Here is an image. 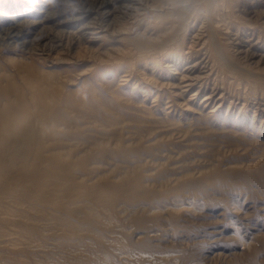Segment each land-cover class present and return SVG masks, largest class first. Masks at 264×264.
Segmentation results:
<instances>
[{
  "label": "rangeland",
  "instance_id": "374dc122",
  "mask_svg": "<svg viewBox=\"0 0 264 264\" xmlns=\"http://www.w3.org/2000/svg\"><path fill=\"white\" fill-rule=\"evenodd\" d=\"M7 1L13 5L15 0ZM63 1L56 0L54 3ZM99 1L101 0H93ZM202 1L185 0L178 8L172 7V10L176 9L177 12L174 13V18H168V21L155 13L170 11V6L162 3L160 7L159 0H141L142 11L138 9L139 12L132 15L116 11V16L108 20H93L94 27L99 25L97 31L100 36L95 40L87 39L90 35L82 30L78 33L77 26H52L53 22L50 21L46 26H37L28 45L13 48L0 41L5 46L0 44L1 90L10 91L15 96L20 94L25 98V107L16 108L19 110L18 115H23V118L19 116V126L22 128L25 123H29L38 132H43L41 135L50 133L51 128L40 121V111L32 98L37 93H50L52 101L48 107L54 105L52 109L60 108L63 111L55 115V120L63 122L58 123V132L55 130L57 136L37 134L32 136L29 146L35 149L41 144L42 152L47 156L53 152L66 153L64 158L69 156L74 161L80 158L81 162L85 160V166L83 163V167H76V172L72 174L76 176L78 184L85 183V180L104 184L117 180L121 172L125 173L124 170L130 171L134 168L139 169L143 175L141 186L148 184L147 188H152L151 190L157 187V191L166 189L172 186L173 181L178 184L179 180L188 178L180 188L183 199L180 197L181 201L178 203H186L183 208L179 206L180 210L175 208L177 201L171 194L168 198V195L162 196L159 202L155 203L148 200H139L136 203L134 199H122L113 202L111 205L114 207L107 209L100 205L99 200L90 198L86 186L82 187V194L80 197H73V204H77L75 207L79 209L83 208V218L77 212L58 211L59 218L68 217L73 226H81L82 229L70 230L63 225H53L54 233L45 230L43 237L46 242L42 241L35 246L33 256L26 254V259L33 261L32 264H264V187L258 183L248 188L237 180L233 184L224 176L229 169L249 168L254 163L259 164L264 158V121L260 117L264 107L261 102L264 101V0H209L208 4H202ZM2 3L3 0H0L1 8L6 5ZM150 5H158L160 8L152 9ZM20 14L24 17L23 13ZM118 27H124L122 33L115 31ZM142 31H146L144 36L151 40L169 32L171 42L168 47L174 49L173 52L168 49L171 55L167 54L168 47L155 48V52L152 51L153 56L150 53L143 54V51L136 50L137 48L131 45V51H135L130 52L131 58L129 54L122 56L127 44L130 45L135 38L140 39ZM125 34L129 36L125 37ZM211 34L215 35V44L211 41ZM101 36H104L105 40ZM157 41L148 42L152 45ZM190 42H194L192 47L188 46ZM199 47L201 49L196 51ZM207 49L212 52V56ZM196 53L200 58L204 53L208 56L210 54L214 59L213 63L210 65L212 61L208 62L207 66L202 67ZM141 55H145V58H140ZM119 56L125 62H121ZM184 57L189 59L190 63L198 61V70L193 74L184 69L187 65ZM129 63H132L131 69ZM200 66L205 69L203 72H199ZM185 71L188 77L197 73L200 79L197 78L193 87L184 95L173 98L174 92L171 93V90L179 89L180 73ZM204 73L205 76H202ZM44 75H49L52 79L54 92L52 87H45L50 83L39 86L42 80L37 78L44 79ZM27 77L28 79L24 80ZM25 81L33 83L34 88ZM201 81L206 82L209 87L215 84L219 94L223 93L215 102L216 106L213 103L205 105L202 95L196 96L195 92ZM44 84L46 85L43 86ZM36 86H39V89H35ZM246 91L252 95L245 94ZM54 93H57L56 96ZM116 95L120 97L122 104L114 101ZM66 97L70 100L65 99ZM171 99L172 101L168 102ZM256 101L258 103H254ZM3 105L6 106V101L0 103V107ZM54 125L56 126L55 123ZM62 135L70 137L65 139ZM16 138L15 135L11 137ZM45 148L47 150L44 151ZM35 180L32 179L33 183ZM59 196L63 199L66 196L69 198L65 191H60ZM89 208L98 214V217L86 224L84 214ZM172 210L174 216H171ZM141 211L147 213L148 221L155 220L156 223L146 221L138 225L133 222V216ZM236 225H243L240 227L243 231ZM88 227L93 228L95 232L89 231ZM153 228L154 231L151 230ZM235 228L241 230L240 232L238 229L241 235L244 233L242 236L245 240L234 237ZM156 229H159L158 235ZM48 232L52 234V238ZM64 234L69 237H64ZM127 236L133 246L127 247L128 249L119 247V242L127 240ZM64 238H69L71 244L61 246L60 241ZM138 238H146L155 243V248H150L152 252L146 250V247H142L143 251L140 250L141 247L136 248L134 240ZM0 239H5V236H0ZM0 248L3 249V246ZM5 248L0 252V264H5L7 260H3ZM19 250L23 253L26 249ZM144 251L149 253L145 254ZM186 254L189 255L185 256Z\"/></svg>",
  "mask_w": 264,
  "mask_h": 264
},
{
  "label": "bare ground",
  "instance_id": "6f19581e",
  "mask_svg": "<svg viewBox=\"0 0 264 264\" xmlns=\"http://www.w3.org/2000/svg\"><path fill=\"white\" fill-rule=\"evenodd\" d=\"M55 1L56 0H15L14 4L12 5V4L9 3V1L3 0V3L6 4V5L3 6L2 8L0 7V41L1 42L3 41L7 45L13 46V48L16 47V46L28 45V43L31 41V39L33 37L32 34L34 33V30L37 28V26H39L40 24H44L46 26L48 24L47 22H50V21H51V23L53 22L52 26H56V25L57 26L58 25H60V26L61 25H63V26L65 25V26H72V27L77 26V28H78L77 30H79L78 33H80L81 30H82L83 33L90 35L88 38L86 37L87 39L95 40L96 38H99V36H100L98 34L99 31H97V28L99 27V25L94 27L93 24H92V22H94L93 20H95L96 18L100 19L101 21L108 20L110 17L114 16L115 13H117L116 11H119L120 13H125V14H128V15H132L135 12H137L138 9H139V11H142V10H140V8L143 6V5L141 6V0H101L99 2H93V0L92 1H90V0H75V1L64 0L63 2H67L68 3L67 5L65 3H63V2H60V3L56 4V3H54ZM153 1H155V0H153ZM159 1H161L160 7L162 6V3H163L164 5L170 6L171 10H172V7H177L178 8V6L180 4H183V2L185 0H159ZM203 1H202V4H208L209 3V0H203ZM250 1H252V0H250ZM143 2H145V1H143ZM244 4H246V2H244ZM247 5H245V7ZM150 6H151L152 9L160 8V7H157L158 5H150ZM7 8H8V10H7ZM20 8H22V9H20ZM209 8H210V11H211V7H209ZM16 9H19V10L16 11ZM173 9H175V8H173ZM185 9H186V7H185ZM249 9H251V8H249ZM11 10H12V12H11ZM163 10H161V11H163ZM171 10L170 11H164V12H160L159 11V12H156L155 15H157V16L161 15V16L165 17L166 20H168V18L169 19H171L172 17L174 18L173 15H174V13L177 12L176 9L172 10V11ZM156 11H158V10H156ZM243 11H245V8H244ZM227 12H229V11H227ZM20 13H23L22 16H24V17H21ZM222 13H224V12H222ZM214 14H215V12H214ZM215 16H216V14H215ZM222 16H224V15H222ZM137 17H139V16H137ZM175 17H177V15ZM21 18H24V19L21 20ZM138 19H140V18H138ZM224 19H226V18H224ZM134 21H136V20H134ZM188 21H189V19H188ZM215 21H216V19H215ZM178 22H179V20H178ZM221 22H223V21H221ZM231 22H233V21H231ZM235 22L237 23V21H235ZM174 23H176V19H175ZM209 27H210V24H209ZM209 27H208V29H209ZM235 27H236V25H235ZM123 28L122 27L115 28V31H117L118 33L119 32L122 33L123 32ZM211 28H212V26H211ZM92 29H96V30H92ZM212 29H214V25H213ZM133 31H134V29H133ZM235 31H236V29H235ZM213 32H215V30ZM260 32H262V31H260ZM144 33L142 31V34L140 35L141 36L140 39L139 38H135L134 41H132V43L130 45L126 43L128 46L126 47L125 50L123 49L124 53L120 52V53H122V56H123V54L124 55L125 54H129L130 55V52L134 51V50L131 51L132 47L137 48L136 50L143 51L144 52L143 54L150 53V55H151L153 50L155 52V48H160V47L164 48V47H168V45H170L169 43L171 42V37H169V35H170L169 32H166V33L163 34V36L156 37V39H153V40L148 39L146 36H144V35H146V33L145 34ZM199 33H200V30H199ZM133 34L135 35L136 33H133ZM126 35L127 34H125L124 36L125 37L129 36V35H127V36ZM261 36H262V34H261ZM210 37H211V41L213 42V44H215V35L211 34ZM72 40H74V39L72 38ZM226 40H228V39L226 38ZM124 41H126V40H124ZM148 41H151V42L157 41V42L152 43V45H149L150 42H148ZM121 42H123V41H121ZM175 42H174V44L176 45L177 42L176 43ZM204 42H206V41H204ZM41 43H38V44L41 45ZM54 43H56V42H54ZM193 43L190 42V45H188V46L192 47V45H194ZM0 44L2 45V43H0ZM12 44H14V45H12ZM131 45H132V47H131ZM197 45H198V43H197ZM248 46H250V45H248ZM3 47H5V46H3ZM173 47H175V46H173ZM171 48H172V46H171ZM178 48L182 49L180 47H178ZM168 49H169V47L167 48V54L169 55V53H170V55H171L170 51L168 53ZM199 49H201V48L199 47L198 49H195V50L199 51ZM209 49H207V51ZM121 50H122V48H121ZM169 50H171L173 52L174 49L173 50L169 49ZM182 51L183 50H181V52ZM192 51H194V49ZM97 53H98V51H97ZM163 53H165V52H163ZM177 53H178V56H179L180 55L179 52H177ZM116 54H118V53H116ZM131 54H136V53H131ZM196 54L198 55V53H196ZM210 54L212 56V52L211 51H210ZM210 54H209V56H210ZM39 55H41V54H39ZM261 55L262 54H260V56ZM136 56L137 55H135V57ZM174 56H176V55H174ZM198 56H199V62H202V65H201L202 67L207 66L208 62L212 61L210 63V65L213 63L214 59H212L211 56L209 58V56L206 55L205 53L202 55L201 58H200V55H198ZM11 57H13V56H11ZM28 57H30V56H28ZM135 57H134V59H135ZM142 57L145 58V55L144 56L141 55L140 58H142ZM191 57H190V59H191ZM130 58H131V55H130ZM140 58H138V60ZM186 58H188V56ZM110 59L111 58H109V60ZM116 59H117V57H116ZM134 59H133V62L135 61ZM119 60H121V62H125V61H122L120 56H119ZM157 60L159 61V59H157ZM127 61H130V60H127ZM142 61H140V62H142ZM117 63H120V61L119 62L117 61ZM135 63H136V61H135ZM185 63L187 65H186V67L184 69L190 71V74H193L195 71L198 70L199 63H198L197 60H195V62L190 63L189 59H188ZM125 64L127 65V62ZM131 64L129 63L128 66L130 67ZM156 64L158 65V62ZM118 65H119V68H120L121 67L120 64H118ZM123 65H124V63H123ZM201 66L199 68V72L201 70H202V72L205 70V69H201ZM131 68L132 67H130V69ZM206 68H208V67H206ZM105 69H107V68L105 67ZM114 69L116 70L117 68H114ZM130 69H129V72H130ZM210 69H211V67H210ZM213 70H214V68H213ZM46 71H47V73H49L48 70H46ZM120 71H122V70H120ZM44 73H45V71H44ZM50 74L53 75L52 73H50ZM153 74L155 75V73H153ZM186 74H187L186 71L183 74H182V72L180 73V80L178 82V84L180 85L179 89L171 90V93L174 92L172 94L173 98H176L179 95H184L187 90H189V89H191L193 87V85L195 83L194 81H197L198 80L197 78H199V77H197L198 75H196L197 73L194 74L195 76H190V77H188ZM190 74H188V75H190ZM28 75L30 77V74H28ZM68 75H69V73H68ZM102 75H103V73H102ZM177 75H179V74H177ZM200 75H202V74H200ZM71 76H73V75H71ZM202 76H205V73ZM45 77L46 76L44 75V79H42V77L37 78V80H40V81L42 80L41 84L39 86H41L43 83H50V84H52V86L50 84H48V86L46 84H44L43 86L46 85L45 87H47V89H48V87H52V92H54L55 90L53 88L52 79L49 77V75H48V77H46V78ZM58 77H59V75H58ZM102 77H104V75ZM155 78H156V75H155ZM157 78H159V77H157ZM212 78L215 79V77H212ZM25 79H28V77L24 78V80ZM12 80H14V78H12ZM12 80H11V82H12ZM29 81H31V80H29ZM29 81H27V82L25 81V82L28 85L32 84L31 86H33V83H28ZM60 81H59V84H60ZM101 81H103V80H101ZM104 81H105V79H104ZM124 81H126V79ZM16 83L17 82L15 81V84ZM5 84H6V82H5ZM62 84H63V82H62ZM214 85H212V86L210 85L211 87H209L206 82L202 83V81H201L199 83V86H198L195 94H196V96L199 95V94L202 95V100H203L202 102H205V105H207L208 103H213L215 105V102H217L219 100V98L222 97L221 95H223V93L219 94V92L216 90ZM253 85L255 86V84H253ZM262 85H264V84L262 83ZM39 86H36L35 89H39L38 88ZM3 87H4V84H3ZM1 88L2 87H0V101L1 102L2 101H6V106L3 105L4 107L3 106L0 107V236H5V239H0V244H1L0 246H3V249L0 248V252H3L4 247H6L5 248V252L6 253H5V256L3 257V260L7 259L5 264H32L33 261H31V260L29 261L28 259H26V257H27L26 254L28 256H29V254L31 256H33L35 254V250H34L35 246H37L40 243H42V241H45V239L43 237L44 231L45 230H49V231L51 230L52 231L53 230L52 229L53 225H63V226L67 227L70 230L82 229L81 226H73V224L71 222V219H69L68 217L59 218L58 217V211L65 212V213L66 212H69V213L77 212L83 218V214H82L83 208L79 209V208L75 207V205H77V204H73L74 203L73 202L74 201L73 197L75 195H77V197L79 195H81L82 194V192H81L82 191V187H84V186H86V192L90 195V198L92 200H99L100 205L101 204L104 205L107 209L113 208L114 206H112L111 204L113 202H115V201H120L122 199H125V200L134 199V202L136 201V203L139 200H141V201L142 200H148V202L150 201V203L151 202L155 203V202H159V200L161 199L162 196L168 195L167 196V198H168L170 194L172 195V197L176 198L177 204H176L175 208L177 210H180L181 206H182V208H183V205L185 206L186 203L181 205V203H178V201H181V198H182L180 188H182L184 186L185 180H188V178L187 179L183 178L182 180H179V181L177 179L178 184H174V181H173V184H171L172 186H168L166 189H162V190L160 189L159 191H157L158 190L157 188H159V187H157L156 189L151 190L152 188L151 189L147 188L148 184H147V186L146 185L141 186V183L143 182V175H142V173H141V171L139 169L134 168V169H132L130 171H128L127 169L124 170L125 173L122 174V172H121L120 176L117 178V180L106 182L104 184H98V183H96L94 181L87 182V180H85V183H83V184H78V180L76 179V176H74L72 174H74V172H76V170H75L76 167L85 166V163H84L85 160H83V162H81L82 158H80V159H77L76 161H74V160H71L72 158L69 157V156H68V158H64V156L67 155L66 153H56L55 154L53 151H52L53 153L50 156H47V155H45L42 152L43 151V146L41 144H39L37 146V148H35V149L31 148L29 146V144L31 143L32 136H36L37 134H38L37 136H57L56 133L58 131H57L56 128L58 126V123H60V121L55 120V119H57V117L55 115L60 114L59 112H63V111L60 108L52 109V107L54 108V105L51 106L50 108L48 107V106L51 105V104L49 105V102L52 101V96L50 95V93H47V94H44V95H40V94L37 93L34 97H32V98H34L33 101L35 102V105H37L38 110L40 111V114H39L40 121L42 123H44L45 125H48L47 126L48 128H51V131H50L49 134L41 135L43 132H38L29 123H25L22 126V128L19 126V122H20L19 121V118H20L19 116H22V118H23V115H18L19 114L18 113L19 110L16 109V108H21L22 106L25 107V105H26L25 98L22 96L24 98L23 99L20 96V94L18 96H15L14 93H12L10 91H4V89L1 90ZM6 88H8V87H6ZM33 88H34V86H33ZM217 89H218V87H217ZM250 90H251V88H250ZM262 91L264 92V89ZM263 92H262V94H263ZM169 93H170V91H169ZM248 93L246 91L245 94H248ZM17 94H18V92H17ZM32 94H34V93H32ZM56 94L54 93L55 96H56ZM235 94H237L236 91H235ZM235 94H234V96H235ZM251 95H252V93L249 96H251ZM31 96H33V95H31ZM239 96H241L240 92H239ZM65 99H67V97ZM112 99H114V98H112ZM238 99H240V98H238ZM165 100H166V98H165ZM177 100H179V99H177ZM114 101L117 104H119V103L122 104V102H120L121 99H120V97L118 95H116V98L114 99ZM171 101H172V99L169 100L168 102H171ZM236 101H238V100L236 99ZM254 101H255V99H254ZM259 101H261V100H259ZM67 102H69V101H67ZM187 102H189V101H187ZM221 102H222V100H221ZM261 102L264 104V101H261ZM172 103H174V102H172ZM254 103H258V102L256 101ZM16 104L17 105H21V106L19 107ZM218 104H217V106H218ZM169 106H172V105H169ZM58 107H60V106H58ZM213 108L214 107L212 105V109ZM22 110L23 109H21V112H22ZM254 112H257V111H254ZM253 116H252V118H254ZM260 117H262V120L264 121V107H263V111L260 114ZM52 121L56 124V126L54 125V123H52ZM60 124H63V122L60 123ZM60 124H59V126H60ZM33 125H35V124L33 123ZM40 126H42V125L40 124ZM34 132H36V134H34ZM233 132H236V131L233 130ZM14 135L17 136V138L16 139H11V137L14 136ZM65 135H62V136H64L65 139H69L70 136L68 138H66ZM255 142H257V141H255ZM257 145L259 146L260 144H257ZM45 150H47V149L45 148L44 151ZM77 161H79V162L77 163ZM83 163H84V165H83ZM224 176L227 177L228 180L230 181V183H233V184H235V181L237 180V182H239V184L246 185L248 188H250L252 186H255V184L258 185V183H259L260 186L264 187V158L262 159L261 162H259V164L258 163H254L249 168H245V169H241V168H239V169H229V170L226 171V174H224ZM46 177H49L51 179L50 180H46L45 179ZM32 179H36L34 181V183H33ZM177 181H176V183H177ZM166 182H167V180H166ZM161 186L164 187V185H161ZM163 187H161V188H163ZM60 191L67 192L68 195H69V198H68V196L64 197V199L62 197H60L59 196ZM163 198L165 199V201H168V200H166L167 199L166 197H163ZM115 199H119V200H115ZM164 199L162 201H164ZM76 202H77V200H76ZM188 203H190V202H188ZM166 205H167V203H166ZM134 208H136V206H134ZM189 208H191V207L189 206ZM187 211H188V209H187ZM146 214L147 213H145V212L143 213L142 211L139 212L138 214L136 213L133 216V222H135L138 225H140L141 223H145L146 221L147 222H149V221H152V222L154 221L155 222V220H149L148 221L147 220L148 218H146ZM148 214H149V212H148ZM171 216H174L173 210L171 212ZM97 217H98V214L93 213L92 210L89 208L87 210V213L84 214L85 223L89 224L92 220H96ZM148 217H150V216L148 215ZM152 218H154V217H152ZM172 218L174 219V217H172ZM236 226H238V225H236ZM241 226H243V225H241ZM227 227H228V225H227ZM232 227H234V226H232ZM239 228H235V236L234 237L240 238L241 241L245 240L246 238L244 239L243 236H242L244 233H242V235L240 233L242 228H240L241 230ZM88 229H89V231L91 230V231L95 232L94 230H92L93 228L91 229V227H88ZM238 229L240 230V232H239ZM151 230L154 231V228L151 229ZM157 230L159 231V229H156V234L158 233ZM164 230L166 232V229H164ZM53 231H52V233H54ZM49 234L51 235V238H52V234L51 233H49ZM53 235H55V234H53ZM89 235H91V234H89ZM151 235H154V234L151 233ZM91 236H93V235H91ZM64 237H69V236L64 234ZM85 237H87V235ZM47 238H48V236H47ZM87 238H89V237H87ZM125 239H127V240H122V241L119 242V244H120L119 247L127 248V247L133 246V244H132L133 242L131 241V239L129 237L125 238ZM247 243H248V241L245 244L247 245ZM70 244H71V240L69 238H64V239H62V241H60V245L63 246V247L65 245H70ZM155 245H156L155 243H153L151 240L146 239V238H141V239L138 238L137 240H134V246L136 248L138 246V249L141 247V249H140L141 251H143L145 249L144 247H146V250H148V249L150 250V248L152 249ZM248 245H250V244H248ZM22 246L26 250H23L24 248ZM135 247H134V249H135ZM244 247H245V245H244ZM19 249H22L23 253ZM147 252L149 253V251H146V253ZM151 252H150V254H151ZM144 253H145V251H144ZM187 253H189V252H187ZM145 254H143V255H145ZM187 255H189V254H186L185 256H187Z\"/></svg>",
  "mask_w": 264,
  "mask_h": 264
}]
</instances>
